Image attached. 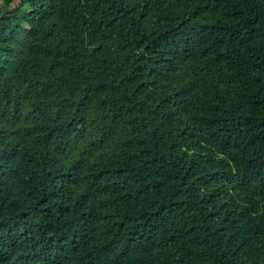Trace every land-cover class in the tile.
I'll list each match as a JSON object with an SVG mask.
<instances>
[{
  "label": "trees",
  "instance_id": "16d2710c",
  "mask_svg": "<svg viewBox=\"0 0 264 264\" xmlns=\"http://www.w3.org/2000/svg\"><path fill=\"white\" fill-rule=\"evenodd\" d=\"M0 264H264V0H0Z\"/></svg>",
  "mask_w": 264,
  "mask_h": 264
}]
</instances>
